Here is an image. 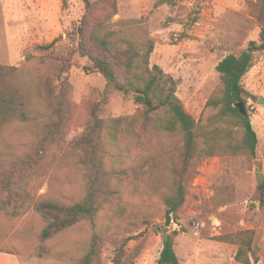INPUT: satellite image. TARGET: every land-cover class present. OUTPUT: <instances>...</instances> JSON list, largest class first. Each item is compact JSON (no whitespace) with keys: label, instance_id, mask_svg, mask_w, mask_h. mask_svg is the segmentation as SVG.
Returning <instances> with one entry per match:
<instances>
[{"label":"rangeland","instance_id":"374dc122","mask_svg":"<svg viewBox=\"0 0 264 264\" xmlns=\"http://www.w3.org/2000/svg\"><path fill=\"white\" fill-rule=\"evenodd\" d=\"M259 1L118 0V12L107 23L132 40L151 37L155 49L150 64L161 66L165 73L178 80L177 95L184 107L198 121L206 123L217 112L206 103L221 88L217 70L220 60L229 54H240L252 40L260 42L261 23L256 16ZM61 2V15L53 7L47 13L48 18L43 17L42 35L28 42L16 60L0 64L19 67L24 84L33 85L37 92L38 77L54 74L55 55L73 52L71 67L64 74L72 85V118L66 136L69 143L87 121L93 103L101 104L100 115L104 118L133 115L139 106L130 94L116 90L104 94L105 77L78 51V43L69 36L86 12L85 3L83 0ZM47 3L43 1V6ZM106 9V5L100 4L93 15ZM130 20L140 22L132 24ZM60 24L62 28L55 32L54 26ZM60 35L63 38L51 49H37V45L49 44ZM27 54H32L31 60H27ZM255 55L254 66L243 78V85L250 93L245 103L247 114L258 135L255 154L219 153L205 158L187 174L185 203L170 224L165 219L163 195L175 178L166 168L182 147L183 135L165 133L146 148L135 146L128 137L107 145V169L132 170L142 167L152 156L157 165L149 171L146 162L143 169L147 168V172L138 180L130 177L118 184L128 210L139 222H144L134 232L145 231L143 236L131 240L128 246L133 249L142 243L136 264H158L166 231L167 234L177 231L175 249L180 264H242L235 258L239 246L221 241L219 236L249 229L256 232L254 243L260 255V261L253 264H264V183L260 185L257 180V173L264 175V104L258 103L259 97H264V52L258 51ZM38 107V120L14 122L2 129L0 159H17L34 146L46 114L40 103ZM67 152H59L50 170L33 179L29 190L35 201L46 199L71 205L85 197L87 188L79 153L71 147ZM199 176L205 182L196 188ZM45 224L34 208L19 216L0 213V251L16 254L27 264H80L95 231L120 239L126 226L121 220H112L110 213L104 211L96 226L82 222L44 240ZM114 249V244L106 243L101 254L102 264H111Z\"/></svg>","mask_w":264,"mask_h":264},{"label":"trees","instance_id":"16d2710c","mask_svg":"<svg viewBox=\"0 0 264 264\" xmlns=\"http://www.w3.org/2000/svg\"><path fill=\"white\" fill-rule=\"evenodd\" d=\"M83 1L86 12L69 33L70 38L78 43V51L90 59L94 69L105 77L104 94L114 90L130 94L139 106L138 110L130 116L104 118L100 115L101 104L95 102L87 121L68 143L66 136L73 109L72 85L64 74L71 67L73 52L55 55L54 74L38 77L37 92L33 85L28 87L24 84L19 67L0 64V134L14 122L38 120L39 103L46 110L42 131L34 146L17 159H0V213L19 216L34 208L46 223L42 238L49 240L82 222L96 226L100 213L109 212L112 220L125 223L123 237L115 239L111 234L102 235L104 232L95 231L89 249L79 260L80 264H102L101 254L108 242L115 245L111 264H136L142 243L133 249L128 246L131 240L143 236L145 231L134 232L144 222H139V218L128 210L118 184L130 177L138 180L147 172V168L143 169L146 162L149 163V171L157 165L152 156L142 167L132 170L107 169V145L128 137L135 146L146 148L165 133L183 135L182 147L166 168L175 178L163 195L167 224L179 216L185 203L187 174L205 158L219 153L254 155L258 145L257 132L250 115L242 114L236 104L246 103L250 96L243 85V78L254 66L256 52H264V0L256 4L259 8L256 16L261 23L260 42L252 40L240 54H229L217 65L221 88L206 103L217 112L206 123L198 121L184 107L177 95L178 80L165 73L161 66L150 64V56L155 49L151 37L132 40L128 36L123 37L125 35L121 31L112 29L107 23L118 12V0ZM100 4L106 5L107 9L94 16L95 8ZM62 38L60 35L49 44L37 45V49L47 51ZM31 58L32 54H27V60ZM58 76L61 77L59 81ZM69 147L79 153L87 188L85 197L71 205L46 199L35 201L29 190L33 179L47 173L59 152L68 154ZM176 235L177 231H173L168 239L164 238L158 264H180L175 249ZM255 235V230L249 229L224 234L219 239L239 246L235 255L237 261L253 264L260 261Z\"/></svg>","mask_w":264,"mask_h":264},{"label":"crops","instance_id":"0c3cea01","mask_svg":"<svg viewBox=\"0 0 264 264\" xmlns=\"http://www.w3.org/2000/svg\"><path fill=\"white\" fill-rule=\"evenodd\" d=\"M43 1H48L47 5L43 6ZM53 7L55 13L59 10L61 15V0H0V63L16 60V55L23 53L28 42L42 35L43 17L48 18L47 13ZM54 27L58 32L62 25ZM51 33L52 29L49 35ZM0 264L27 263L16 254L0 251Z\"/></svg>","mask_w":264,"mask_h":264},{"label":"water","instance_id":"95a60500","mask_svg":"<svg viewBox=\"0 0 264 264\" xmlns=\"http://www.w3.org/2000/svg\"><path fill=\"white\" fill-rule=\"evenodd\" d=\"M258 103L264 104V97L260 96L259 97V100H258ZM236 106L239 107V109H240V111H241L242 114L246 115L248 113L247 112V109H246V105H245V103L243 101L238 102L236 104ZM258 165L259 166L262 165L260 161H258ZM257 180H258V183L260 185H262L264 183V175H263V173H261V172L257 173ZM164 238L165 239H168L169 238V234H165L164 235Z\"/></svg>","mask_w":264,"mask_h":264},{"label":"built area","instance_id":"2783aa9c","mask_svg":"<svg viewBox=\"0 0 264 264\" xmlns=\"http://www.w3.org/2000/svg\"><path fill=\"white\" fill-rule=\"evenodd\" d=\"M214 163H216V162L214 161ZM212 164H213V163H212ZM202 176H203V175H202ZM203 182H205V180H204L201 176H199V177L196 179V182H195V186H196V188L202 186V185H203ZM194 228L197 229V225H195ZM196 233H197V232H196Z\"/></svg>","mask_w":264,"mask_h":264}]
</instances>
